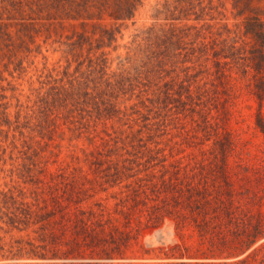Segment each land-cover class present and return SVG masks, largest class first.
I'll return each mask as SVG.
<instances>
[{
    "label": "rangeland",
    "instance_id": "rangeland-1",
    "mask_svg": "<svg viewBox=\"0 0 264 264\" xmlns=\"http://www.w3.org/2000/svg\"><path fill=\"white\" fill-rule=\"evenodd\" d=\"M0 264H264V0H0Z\"/></svg>",
    "mask_w": 264,
    "mask_h": 264
},
{
    "label": "water",
    "instance_id": "water-1",
    "mask_svg": "<svg viewBox=\"0 0 264 264\" xmlns=\"http://www.w3.org/2000/svg\"><path fill=\"white\" fill-rule=\"evenodd\" d=\"M155 235H156V237H157V238H159V236L161 235V233H160V230H159V229H157V231L155 232Z\"/></svg>",
    "mask_w": 264,
    "mask_h": 264
}]
</instances>
